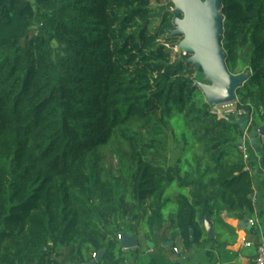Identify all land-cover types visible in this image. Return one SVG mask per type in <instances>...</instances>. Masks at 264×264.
<instances>
[{"label":"trees","instance_id":"trees-1","mask_svg":"<svg viewBox=\"0 0 264 264\" xmlns=\"http://www.w3.org/2000/svg\"><path fill=\"white\" fill-rule=\"evenodd\" d=\"M152 2L0 0V264H93L102 250L95 264H123L124 233L168 224L190 246L206 217L234 231L222 214L253 216L264 0L222 2L226 65L250 74L234 102L260 147L247 161L236 115L207 103L189 54L173 56V1Z\"/></svg>","mask_w":264,"mask_h":264},{"label":"water","instance_id":"water-1","mask_svg":"<svg viewBox=\"0 0 264 264\" xmlns=\"http://www.w3.org/2000/svg\"><path fill=\"white\" fill-rule=\"evenodd\" d=\"M175 29L173 35L182 36L177 45V51L189 54L188 62L197 70H202L204 81H197L196 85L203 92L207 103L211 106L232 104L236 100V91L244 86L249 73L232 74L226 65L227 53L223 39L224 16L222 14L223 0H172ZM236 122L246 131L249 127L247 116H237ZM259 134L264 135V125ZM253 148L259 152L257 138H252ZM247 222V221H246ZM241 224H246L241 222ZM206 231L214 236V230L208 217L205 218ZM193 236V231H191ZM193 239V238H192ZM122 248L130 249L138 246L136 234L124 233L120 238ZM173 244V243H171ZM151 246V242H148ZM104 255L100 251L93 264L99 262Z\"/></svg>","mask_w":264,"mask_h":264},{"label":"crops","instance_id":"crops-1","mask_svg":"<svg viewBox=\"0 0 264 264\" xmlns=\"http://www.w3.org/2000/svg\"><path fill=\"white\" fill-rule=\"evenodd\" d=\"M248 133L251 136L249 144L253 148L252 127L248 130ZM253 156L259 159L257 152ZM252 169L253 177H255L254 193L252 195L255 209L253 216L249 219L240 220L222 214L223 222L234 231L228 229L223 223L209 220L214 230V236L206 231L204 222L203 228L206 237L204 236L198 243L192 242L190 246H185L180 236L177 235L172 239V230L166 224L165 227L154 233L151 239H146L147 252L140 248L142 247L140 234L136 235L137 247L122 248L125 253L123 264H150L153 255L160 264H253L257 255V246L264 243V173L259 172L256 167ZM249 220H254L255 223L251 225ZM241 222L246 224H241ZM142 235L144 237V234ZM216 237L219 238L217 243L205 242L206 238ZM191 241H194V231ZM245 241H253V245L246 246ZM148 242H151V246L148 245ZM136 248H140L139 253L134 252ZM175 249H178V252H175ZM54 264L59 263L54 262Z\"/></svg>","mask_w":264,"mask_h":264},{"label":"built area","instance_id":"built-area-1","mask_svg":"<svg viewBox=\"0 0 264 264\" xmlns=\"http://www.w3.org/2000/svg\"><path fill=\"white\" fill-rule=\"evenodd\" d=\"M216 107H223V108H227L228 110L225 112L222 111H216L220 116L223 117H227L230 113H234L237 116H247L249 118V127L246 131H244L243 136H242V143H240V145L238 146L239 151L243 154L245 160H249L250 158V154H249V147H250V135L248 133V130L252 127L251 124V118L249 117V115L246 113V111L244 109H238L235 105V103L232 104H228V105H222V106H216ZM215 107V108H216ZM260 142L263 143L264 142V135H260ZM247 169L250 168L249 165L246 166ZM250 224L253 225L255 223L254 220H249ZM123 235V234H122ZM119 236L120 238L122 237ZM245 245L246 246H251L253 245V241H245ZM257 256L253 262V264H264V243L260 244L259 246H257ZM175 252H178V249H175ZM97 256L96 253L92 254V258L95 259ZM82 264H86V263H82Z\"/></svg>","mask_w":264,"mask_h":264},{"label":"rangeland","instance_id":"rangeland-1","mask_svg":"<svg viewBox=\"0 0 264 264\" xmlns=\"http://www.w3.org/2000/svg\"><path fill=\"white\" fill-rule=\"evenodd\" d=\"M172 1V0H171ZM167 3H168V0H153V2H152V6L155 8V9H157V7H159L160 5H167ZM157 23H159V21H156L155 22V24L154 25H156ZM177 53H179L178 51H177V48L175 47L174 49H173V56H175ZM204 78V77H203ZM215 110L216 111H222V112H225V111H227L228 109L227 108H223V107H216L215 108ZM169 146H171L170 147V150H169V152H168V155H169V157L171 158L172 156H173V149H172V144L170 143L169 144ZM236 158V155H233L232 157H231V159L230 160H234ZM114 164H115V162H114ZM142 234H144V231H140V238H141V242H142V247H140L141 248V250H145L146 252H147V245H146V239L143 237V235Z\"/></svg>","mask_w":264,"mask_h":264}]
</instances>
